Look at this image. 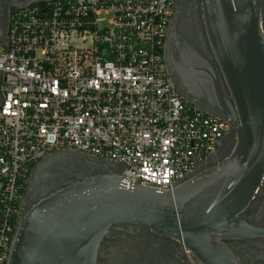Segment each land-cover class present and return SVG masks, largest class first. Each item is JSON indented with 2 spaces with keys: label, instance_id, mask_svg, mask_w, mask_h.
Returning <instances> with one entry per match:
<instances>
[{
  "label": "built area",
  "instance_id": "built-area-1",
  "mask_svg": "<svg viewBox=\"0 0 264 264\" xmlns=\"http://www.w3.org/2000/svg\"><path fill=\"white\" fill-rule=\"evenodd\" d=\"M171 13L170 0H49L12 12L0 41V264L44 156L73 150L115 163L125 185L168 190L215 150L227 120L179 95L164 65Z\"/></svg>",
  "mask_w": 264,
  "mask_h": 264
},
{
  "label": "water",
  "instance_id": "water-1",
  "mask_svg": "<svg viewBox=\"0 0 264 264\" xmlns=\"http://www.w3.org/2000/svg\"><path fill=\"white\" fill-rule=\"evenodd\" d=\"M263 9L264 0H201L215 63L199 51L167 60L185 100L206 114L198 103L217 104L234 125L226 157L156 190L125 185L115 163L73 150L50 153L29 176L7 264H96L101 239L119 227L172 235L196 264H242L227 241L264 234L239 216L264 176Z\"/></svg>",
  "mask_w": 264,
  "mask_h": 264
},
{
  "label": "flooded vegetation",
  "instance_id": "flooded-vegetation-1",
  "mask_svg": "<svg viewBox=\"0 0 264 264\" xmlns=\"http://www.w3.org/2000/svg\"><path fill=\"white\" fill-rule=\"evenodd\" d=\"M43 0H0V36L6 34L12 12L23 5H31ZM172 13L164 36L163 61L177 92L168 66V61L180 63L196 57L195 51L207 55L214 62L202 18L201 0H170ZM264 24V9H263ZM223 94L234 109L229 93L223 82ZM214 99V96H211ZM197 106L210 114L228 122V127L219 139L217 147L207 158L199 162L193 173L204 172L226 157L232 150L236 134L234 125L218 111L219 106L208 107L204 101ZM235 111V110H234ZM96 170L94 174L100 173ZM239 216L252 226L264 228V176L255 195ZM242 264H264V234L245 239L227 241ZM180 241L168 234L155 233L141 227L138 229L115 228L99 243L96 264H194ZM196 264V263H195Z\"/></svg>",
  "mask_w": 264,
  "mask_h": 264
}]
</instances>
